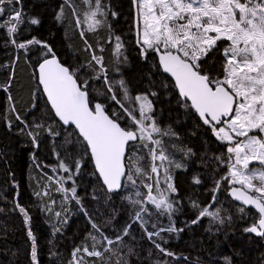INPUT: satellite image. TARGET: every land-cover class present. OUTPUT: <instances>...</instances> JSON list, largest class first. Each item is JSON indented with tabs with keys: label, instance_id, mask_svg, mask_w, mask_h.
Returning a JSON list of instances; mask_svg holds the SVG:
<instances>
[{
	"label": "snow or ice",
	"instance_id": "6c2138e0",
	"mask_svg": "<svg viewBox=\"0 0 264 264\" xmlns=\"http://www.w3.org/2000/svg\"><path fill=\"white\" fill-rule=\"evenodd\" d=\"M81 3L84 5L83 19L73 0H64V5L71 9L76 27L81 29L83 39L85 30L95 32L106 23L108 10L103 0H81ZM132 3L136 8V43L141 57L145 60L150 54L158 57L157 72L171 78L183 106L191 109L216 140L226 145V152L216 157L221 166L227 167V174L221 179L228 182L229 195L234 200L245 207L250 206L258 214L242 231L264 237V0H132ZM16 5H22V0H0V28L5 29L7 36L4 43L11 44L26 57L33 46L42 50L35 65L37 90L46 97L51 118L67 132L65 143H75L81 150L79 158H73L74 167L59 160L58 169L67 173L66 177L54 179L49 176L48 180L57 185L55 191L63 194L64 202L71 199L80 205V211L98 234L87 233L81 245L73 248L72 258L67 264H113V257H116L115 264H120L119 248L113 245H122L124 238L130 236L134 224L143 230L156 249L165 256L174 257L173 252L157 241L167 243L161 236L162 232L171 234L184 230L177 228L172 219L177 211L174 204L179 201L173 199L177 188L170 171L172 167L181 169L184 165L167 154L163 142V137H173L176 133L170 127L162 129L157 125L151 115L153 105L147 95L135 96V100L140 102L138 109L126 106L124 102L131 98L123 80L119 81L123 96L117 97L108 80L103 57L96 54L87 40L85 51L91 54L87 67L93 68L95 73L91 77L81 74L84 65L72 66L61 62L45 41L34 37L18 41L17 35L26 19L22 9ZM64 5L55 16L56 21L61 23L65 19ZM7 6H12L10 11ZM111 15L115 17L117 13L111 12ZM27 22L40 24L35 17L27 18ZM82 24L86 25V29L82 28ZM115 40L114 55L119 57L123 44L119 36ZM103 50L101 47L100 51ZM217 53L222 57L221 70L212 75L207 65ZM93 61L98 69L93 67ZM101 77L108 85L107 91L112 93L110 99L119 105V110L114 107L108 111L104 103L95 102L90 97L89 80H100ZM12 79L13 74L9 73L8 82L0 84V91L8 92ZM33 99V107H36L35 93ZM8 101L10 111L16 113L15 119L24 125L20 130L24 132L29 125L16 111L11 95ZM137 111L138 116L135 114ZM7 126L11 130L10 120ZM34 127L43 129L50 136L60 135L59 131H53L51 125L36 123ZM26 134L33 146L39 147L37 137L40 132L29 130ZM140 148L147 149L148 168L142 164L144 157L137 155ZM178 150L184 153L185 158L193 155L190 148ZM85 157L94 163V174L107 194L131 189L123 197L133 209L130 222L117 232L115 239L105 234L92 219L77 195L73 177L80 174ZM254 162L256 167H250ZM69 181L73 186L65 187ZM193 183L200 184V178L194 177ZM220 187L221 181L217 180L211 202L207 205L191 201L192 208L197 212L192 224H198L205 217L220 225L226 220L231 223L232 217H222L221 209L215 207V193ZM141 188L147 191L142 192ZM35 195L38 198L50 197L47 189ZM107 198L111 199V195ZM93 199L97 197L93 196ZM55 203V200L49 199L43 203L41 210L54 215L57 225L66 224L67 217L62 218L61 211H54ZM148 205L159 215L166 214L169 226L158 228L153 223V230L149 231V219L154 213ZM245 207H240L238 211L245 213ZM15 209L23 216L31 241V264H39L37 241L30 227L31 217L18 202ZM112 219L110 217L105 226L111 224ZM57 225L53 226V235L61 231ZM88 240L92 241L90 246ZM86 257L96 259L89 261ZM226 264H231V261L226 260Z\"/></svg>",
	"mask_w": 264,
	"mask_h": 264
},
{
	"label": "trees",
	"instance_id": "16d2710c",
	"mask_svg": "<svg viewBox=\"0 0 264 264\" xmlns=\"http://www.w3.org/2000/svg\"><path fill=\"white\" fill-rule=\"evenodd\" d=\"M62 1L22 0V5H16L17 8L22 9L26 19L17 39L18 41H26L34 37L45 41L54 49L61 62L72 66L84 65L85 67L81 68V74L93 76L95 74L93 68L87 67L91 60V54L89 51H85V41L80 38L69 15V10ZM104 1L107 2L109 10V33L101 32L95 36L92 35V38L87 33V43L92 46L97 55L103 57L107 73L114 77L116 75H114L116 63V55H114L115 36L121 38L123 44L121 50L128 55L135 69V73L129 78L131 90L135 96H148L152 102L154 114L158 116L157 119L159 120L163 104L176 99L178 92L167 76L157 72V58L154 55L150 54L148 60L140 55L135 38L136 23L132 0ZM62 5H64L65 13L63 23L55 19ZM7 7L10 11L12 6ZM111 12H116L117 15L112 18ZM29 17L38 18L40 24L31 25L27 22ZM5 40H7L5 29L0 28V65L11 66L0 67V84L7 83L9 73L13 74L9 91H0V209H2L0 211V264H31V241L27 236L24 218L15 209L16 202L25 207L31 217L30 227L37 241L39 264H67L72 258L73 248L81 245L87 233H96L91 228L88 218L80 211V205L71 199L64 202L63 194L55 191L57 185L50 183L48 177L52 176L54 179H59L61 176L66 177L68 174L58 169L59 160L62 159L70 167H74L73 158H79L78 153L81 150L75 143H65L64 137L67 136V132L51 118L49 106L46 105V100L41 92L37 90L35 65L36 61L40 59L39 54L42 50L38 46H33L26 57L18 53L11 44L5 45ZM101 47L104 49L103 52L100 51ZM221 60L222 57L217 53L208 61L207 70L212 75H216L221 70ZM92 63L93 67L98 69L99 66L95 65L94 61ZM92 81L93 84L89 82L91 87L98 83V80L93 79ZM153 92L156 95H152ZM34 93L36 107H33ZM9 95L12 97L16 111L29 125V128L25 129L24 132L20 131L24 125L15 119L16 113L10 111ZM90 97L93 98L91 89ZM107 101V99H100L98 102L106 103ZM114 107L116 108L114 104H111L108 108L113 109ZM8 120L12 123L11 130L7 126ZM36 123L51 125L53 131H59L60 135L50 136L43 129L37 130L34 127ZM156 123L162 129H168L162 124L160 126L157 120ZM29 130L40 132L37 137L39 147H34L31 139L27 136L26 133ZM177 137L178 135L165 136V141L163 138L167 154L173 160L184 165L181 169L174 167L170 169L173 181L178 174L186 173L190 164L189 157L185 158L184 153L178 150L179 148H189H186L185 143ZM137 155L144 157L142 164L148 168L150 160L147 149L141 148ZM53 169H57V171L54 172ZM94 171L92 161L85 157L80 174L73 177L74 186L77 188V195L81 198V204L92 219L101 226L105 234L115 239L117 232L130 222L133 209L123 197L128 195L131 189H124L120 193L111 195V199H108L110 194L102 190L101 182L97 179ZM72 186L71 181L65 185L69 188ZM46 189L49 191L50 197L38 198L35 195L36 192H43ZM141 191L146 192L147 190L141 188ZM93 196H96L97 199H93ZM173 198L177 200V194ZM49 199L56 201L53 205L54 211H61L62 218L67 217L66 224L57 225L54 215L41 210L43 203L48 202ZM148 207L154 213L149 219V231L153 230L151 227L153 223L158 228L169 226L166 214L159 215L151 205ZM180 215V212L176 213V216ZM110 217L113 218L112 223L105 226V222ZM172 219L176 226V218L173 217ZM54 225L61 227V231L55 235H53ZM180 225L183 227L182 223ZM130 232V236L124 238L122 245H113V247L119 248L120 264H125V262L127 264H140L146 256L155 259L161 255V252L147 239L137 224L133 225ZM184 232L186 233V231ZM243 234L245 235L244 232ZM161 236L167 240V243L160 240L157 242L166 246L177 241L176 235L174 236L172 233L162 232ZM247 237L252 238L257 244V248L260 249V264H264V237ZM188 240L196 247H202V244L193 240L192 237H188ZM87 243L90 246L92 241L88 240ZM129 249L132 251L129 252ZM86 259L93 261L96 258L86 257ZM112 260L115 264L116 257H113ZM214 261L204 264H214Z\"/></svg>",
	"mask_w": 264,
	"mask_h": 264
},
{
	"label": "rangeland",
	"instance_id": "374dc122",
	"mask_svg": "<svg viewBox=\"0 0 264 264\" xmlns=\"http://www.w3.org/2000/svg\"><path fill=\"white\" fill-rule=\"evenodd\" d=\"M62 2L64 3V0ZM73 3L81 10V19H83L84 5L81 3V0H73ZM103 3L108 10L107 2L103 0ZM65 7L69 10V15L75 25L71 9L67 5ZM110 16L112 15L110 14ZM108 22L109 10L106 23L95 32L85 30L83 39L80 36L81 29L76 28L80 38L85 41L87 40V33L91 38L92 35L95 36V34L97 35L101 32L109 33ZM82 28L86 29V25L82 24ZM121 53L119 57L116 56L114 68L115 77L111 78L109 74H107V77L118 98H122L123 96V89L119 81H124V86L127 87L131 98L124 103L126 106L138 109L140 102L135 100V94L132 92L129 83V78L135 73V69L128 55L122 52V50ZM125 57L127 58L126 60ZM117 59L119 62H117ZM92 80L90 79L89 82L93 84ZM107 88L108 85L104 84L103 79L98 80V83L93 87L90 85L95 102H98L100 99H107L108 101L114 102L110 99L112 93L108 92ZM135 114L138 116V111ZM151 115L159 122L160 126L162 124L166 128L170 127L185 143V147L192 150L193 155L188 158L190 164L187 172L178 174L174 181L179 203L174 204V208L177 211L173 213V217L177 220L176 227L183 228L184 230L179 233H172L174 236L176 235L177 241L169 246L161 243L163 247L173 252L175 256L168 257L163 253L155 259H150L146 256L140 264H161V262L163 264H204L211 263L213 260H215L214 264H226V260H230L231 264H260V249L257 248V244L252 238L244 235L242 231L243 227L248 226L256 214L248 209H245V213H240L238 211L240 207L232 204L226 197L227 189H229L228 182L221 178L227 174V167L221 166L216 160L217 156H221L226 152V147H217L205 134L201 135L199 119L191 109H186L183 106V102L178 97L163 104L159 116L160 121L157 119L158 116L154 114V108ZM163 138L165 141V137ZM250 167H256L255 162ZM194 177L200 178L201 183H193ZM217 180L221 181V187L215 193L217 197L215 207L221 209L222 217L226 218L231 216V223L226 220L223 225H220L210 218L205 217L198 224H192L191 221L195 218L197 212L192 208L191 201H197L202 206L210 203L211 197L213 196L212 190ZM178 212H180V216H176ZM181 223L183 227L180 225ZM188 237H192L193 240L201 243V248L203 246L204 248L196 247L188 240ZM209 251H212L214 254Z\"/></svg>",
	"mask_w": 264,
	"mask_h": 264
},
{
	"label": "water",
	"instance_id": "95a60500",
	"mask_svg": "<svg viewBox=\"0 0 264 264\" xmlns=\"http://www.w3.org/2000/svg\"><path fill=\"white\" fill-rule=\"evenodd\" d=\"M135 11H136V8H135ZM136 40H137V35H136ZM157 58V61H158V57H156ZM165 76H167V74H164ZM170 80H171V78L170 77H168ZM172 81V80H171ZM172 83L174 84V82L172 81ZM177 91V90H176ZM44 99L46 100V97H44ZM50 107V106H49ZM199 119V118H198ZM200 121V120H199ZM201 122V121H200ZM202 123V122H201ZM92 164H93V167H94V163L92 162ZM95 170V169H94ZM115 194H117V193H112V194H110V195H115ZM226 196L228 197V199L233 203V204H235V205H237V206H240V207H245L244 205H242L239 201H236V200H234L233 199V197L231 196V195H229V190L227 191V193H226ZM245 209H248V210H252L254 213H255V210L253 209V208H251L250 206H248V207H245ZM256 215H258V214H256ZM247 236H251V237H253V238H260V237H258V236H255L254 234H251V233H245Z\"/></svg>",
	"mask_w": 264,
	"mask_h": 264
},
{
	"label": "flooded vegetation",
	"instance_id": "af4514ba",
	"mask_svg": "<svg viewBox=\"0 0 264 264\" xmlns=\"http://www.w3.org/2000/svg\"><path fill=\"white\" fill-rule=\"evenodd\" d=\"M172 82V81H171ZM198 118V117H197ZM200 127H201V135H203V134H205L206 135V137H208V138H210L212 141H213V143L218 147H223V148H225L226 147V145L224 144V143H221L220 141H218V140H216V138L212 135V133H211V131L207 128V126H204V125H202V123L200 122ZM222 145V146H221ZM236 187H239V186H237L236 185ZM229 189H227V191H228ZM227 193V192H226ZM260 238H262V237H260Z\"/></svg>",
	"mask_w": 264,
	"mask_h": 264
}]
</instances>
